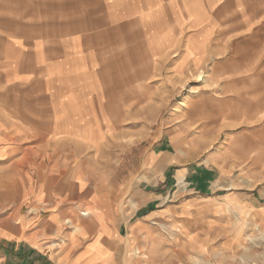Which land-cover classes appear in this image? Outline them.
Returning a JSON list of instances; mask_svg holds the SVG:
<instances>
[{
	"label": "crops",
	"instance_id": "0c3cea01",
	"mask_svg": "<svg viewBox=\"0 0 264 264\" xmlns=\"http://www.w3.org/2000/svg\"><path fill=\"white\" fill-rule=\"evenodd\" d=\"M232 16L246 38L264 35V0H0V32H54L48 48L55 49L44 59L52 68L48 79L55 83L44 93L46 117L38 103L28 109L31 114H25L24 106L25 87L35 84L25 72L27 53L31 49L40 58L45 47L39 41L28 44L19 35L2 43L0 67L7 70L2 76L7 87L0 91V170L8 168L17 178V186L8 187L16 188L17 203L12 211L2 207L0 212V264H120L127 259L132 235L152 239L157 220L168 218L174 206L183 212L191 204L189 199L168 202L171 168L177 167L171 177L181 190L179 199L189 193L197 194L196 199L208 197L235 186L225 176L212 180L215 173L228 174L225 167L221 172L199 162L180 168L182 156L168 152L173 139L164 131L146 150L139 182L136 169L122 182L106 178L111 174L102 166L105 152L97 149L104 141L102 131L119 123L106 113L120 111L121 104H109L93 81H99L96 68L104 62L105 48L122 46V33L138 37L129 35V48L163 52L193 45L171 43L165 37L169 30L231 32ZM105 36L114 42L104 45ZM12 92L15 102H3L1 97ZM33 92L40 94L39 89ZM41 119L49 121V135L32 132ZM28 159L32 165L25 163ZM215 184L222 187L214 189ZM240 194L241 206L264 204L263 194ZM26 197L32 202L23 212L18 204H25Z\"/></svg>",
	"mask_w": 264,
	"mask_h": 264
},
{
	"label": "rangeland",
	"instance_id": "374dc122",
	"mask_svg": "<svg viewBox=\"0 0 264 264\" xmlns=\"http://www.w3.org/2000/svg\"><path fill=\"white\" fill-rule=\"evenodd\" d=\"M232 18L231 32L169 30L165 37L171 43L184 40L193 45L169 47L163 52L155 47L129 48V35L133 39L138 37L136 33H122V46L105 48L104 62L95 69L99 81H93L105 100L121 104L120 111L106 113L114 115L119 123L102 131L104 141L97 149L105 152L102 166L111 174L106 178H120L122 182L136 169L139 182L140 168L147 162L146 150L154 147L164 131L167 139H173L168 152L182 156L180 168L199 162L209 163V167H217L221 172L225 167L229 173H215L212 180L225 176L223 180L229 178L235 185L227 189L215 184L214 189H222L211 196L196 199L197 194L188 192L179 199L181 190L177 191L176 181L171 177L177 167L171 168L167 176L171 179L168 202L189 199L191 204L183 212L174 206L168 218L157 220L152 239L132 235L127 259L123 257L120 264H264V204L240 205L242 191L264 195V35L258 39L254 33V39L246 38L237 29L238 19ZM52 33L0 32V60L2 43L11 35L26 37L28 44L39 41L45 47L41 48L40 58L31 49L27 53L29 60L24 66L30 77H26L34 79L35 84H27L29 79L25 80V88L29 90L25 94V114H31L28 109L34 102L41 105V115L47 117L48 99L44 93L55 83L48 79L52 68L44 59L55 54L54 48H48L54 40L50 37ZM103 40L104 45L114 42V39L106 41V36ZM6 71L0 67V91L7 87L2 78ZM36 89L40 94L31 93ZM1 98L10 105L15 102L13 92ZM40 122L32 132L36 136L49 135V121ZM28 161L25 163L29 164ZM11 186H17V178L8 168L0 170V212L2 207L12 211L17 203L16 188L9 190ZM142 187H147L145 182ZM31 198L26 197L25 204H18L23 212L31 204ZM150 243L149 262L140 263L133 256L135 251L150 248Z\"/></svg>",
	"mask_w": 264,
	"mask_h": 264
},
{
	"label": "bare ground",
	"instance_id": "6f19581e",
	"mask_svg": "<svg viewBox=\"0 0 264 264\" xmlns=\"http://www.w3.org/2000/svg\"><path fill=\"white\" fill-rule=\"evenodd\" d=\"M185 100L181 101L180 103H184ZM181 106H183V104H180ZM137 249V248H136ZM144 249V248H143ZM135 257V259H137L140 263L141 262H148L149 260V257H148V253H147V250L144 249L143 251L142 250H136L135 251V254L133 255Z\"/></svg>",
	"mask_w": 264,
	"mask_h": 264
}]
</instances>
